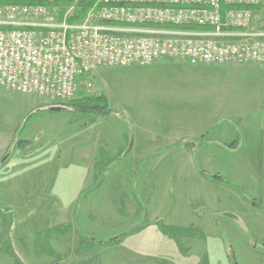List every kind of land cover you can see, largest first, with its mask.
<instances>
[{
  "label": "rangeland",
  "instance_id": "rangeland-1",
  "mask_svg": "<svg viewBox=\"0 0 264 264\" xmlns=\"http://www.w3.org/2000/svg\"><path fill=\"white\" fill-rule=\"evenodd\" d=\"M197 65L161 58L88 73L76 96L103 95L121 117L77 114L63 108L65 101L0 86V159L16 140L31 143L13 147L0 168V264H231L230 242L225 235L216 241L208 225L216 212L200 210L185 192L175 193L179 162L160 159L175 149L143 166L147 156L125 155L135 141L149 148L158 144L161 129L189 124L175 114L182 101L225 91L232 101L248 97L246 106L263 107L264 62L232 63L216 73ZM103 129L113 138L107 140ZM223 184L264 207L261 191L237 181ZM76 225L98 238L118 236L120 243L82 245ZM234 244L237 254L230 250L238 264H264V240H251L257 262Z\"/></svg>",
  "mask_w": 264,
  "mask_h": 264
},
{
  "label": "built area",
  "instance_id": "built-area-1",
  "mask_svg": "<svg viewBox=\"0 0 264 264\" xmlns=\"http://www.w3.org/2000/svg\"><path fill=\"white\" fill-rule=\"evenodd\" d=\"M0 0V86L69 101L85 74L161 58L264 62L263 0Z\"/></svg>",
  "mask_w": 264,
  "mask_h": 264
},
{
  "label": "crops",
  "instance_id": "crops-1",
  "mask_svg": "<svg viewBox=\"0 0 264 264\" xmlns=\"http://www.w3.org/2000/svg\"><path fill=\"white\" fill-rule=\"evenodd\" d=\"M255 24L264 28V0L256 11ZM230 64L232 63L197 66H200L199 70L216 73L226 70ZM247 99L248 97L244 101H232L229 92L217 91L211 95L182 101L175 114L180 118H189V124L161 129V137L156 141L158 144L149 148L138 147L135 141L125 155L138 154L144 158L161 147L182 141L180 148L160 157H175L179 162L176 168L180 175L175 193L189 194L193 205L200 207L202 211H215L217 215L213 218L211 216L208 225L216 241L222 240L225 235L235 254L237 248L234 242H238L242 251L253 259L256 258L257 262L259 250L252 246L251 240H264V213L252 206L240 191L221 181L205 178L198 171L200 168L209 173L230 177L255 194L261 191L264 198V165L261 166L264 163V104L263 107H249L245 105L248 103ZM261 99L264 101V96ZM223 119L233 121L234 124L224 122L212 134L207 135V143L201 146H196L195 143L191 145V141L206 135L217 121ZM238 132L240 148L226 147L225 145L237 139ZM102 135L108 137L107 140L109 137L113 138L107 129H103ZM119 145L122 148L128 146L126 141ZM177 225L186 224L178 222ZM204 233L209 237L208 231L205 230ZM218 254L220 255L219 252Z\"/></svg>",
  "mask_w": 264,
  "mask_h": 264
},
{
  "label": "trees",
  "instance_id": "trees-1",
  "mask_svg": "<svg viewBox=\"0 0 264 264\" xmlns=\"http://www.w3.org/2000/svg\"><path fill=\"white\" fill-rule=\"evenodd\" d=\"M93 1L94 0H83L81 3H79L78 14L75 15L74 17H71L69 20L72 22L81 20L84 16L86 9L91 5V3ZM87 74H85L83 78H85L87 76ZM62 105H63L64 109L75 112L77 114L86 115V116L106 117L109 115H118L121 117V114H122L119 111L113 109L110 105L109 100L103 95L76 96L69 101H65V103H63ZM52 110L58 111L59 109H52ZM226 121H228V120L223 119V120L217 121L207 131L206 135H202V136L198 137L197 139L191 141V145L193 143H195L196 146H201V145L207 143L208 142L207 135L212 134L223 122H226ZM19 144L22 147H28L31 145L30 141H28V140H16L14 145L10 148L9 152L7 153V155L9 154V157L5 161H2L3 158L0 159V168H3L6 165V163L10 160V158L14 152V151H12L13 147H16V145H19ZM182 145H183V142L180 141V142L175 143L172 146H169V148H166V149H163L159 152L148 155L147 158L142 162V166L145 163H147L151 158H154L163 152H166V151H169L172 149L180 148ZM225 146L228 148H231V147H234L236 149L240 148V133L238 132V137L235 141H233L232 143L227 144ZM198 171L205 178L213 179L215 181H221L223 183H231L232 182L229 178L225 177L224 175H222L220 173H209V172L202 170L200 168ZM99 185H100V183H98L93 189L98 188ZM93 189H91V188L86 189L83 193L84 195L82 194L83 197H85V195ZM134 192L137 196L138 201L140 202V205L143 207V205H144L142 203L143 201L139 198L137 190H135ZM251 203H252V205H254V207H256L257 209L264 212V207L256 199H253ZM144 211H145V209H144ZM159 223H162V221L161 220L157 221V224H159ZM76 226H77V229H79L78 231H79V234L81 237V244L82 245L85 241L98 242V244L103 245V246L106 245L107 243H110V242L115 243V244L120 243L118 240V236L110 237L107 239H102V238L96 237L94 234H91L88 232L86 233L81 228H78V225H76ZM197 233H199L201 235L203 234L202 232H197ZM227 245H228L227 249H229L227 252L228 259L230 260L231 264H238V262L236 261L234 255L232 253L233 251L230 250L231 246L229 245V243ZM63 257H65V256L62 255V258Z\"/></svg>",
  "mask_w": 264,
  "mask_h": 264
},
{
  "label": "water",
  "instance_id": "water-1",
  "mask_svg": "<svg viewBox=\"0 0 264 264\" xmlns=\"http://www.w3.org/2000/svg\"><path fill=\"white\" fill-rule=\"evenodd\" d=\"M9 157V154L8 155H5L2 159V161H5L7 158Z\"/></svg>",
  "mask_w": 264,
  "mask_h": 264
}]
</instances>
